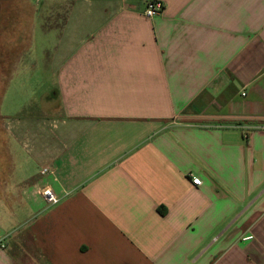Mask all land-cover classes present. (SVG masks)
<instances>
[{"label":"crops","instance_id":"1","mask_svg":"<svg viewBox=\"0 0 264 264\" xmlns=\"http://www.w3.org/2000/svg\"><path fill=\"white\" fill-rule=\"evenodd\" d=\"M149 1L0 0V264H264V0Z\"/></svg>","mask_w":264,"mask_h":264},{"label":"built area","instance_id":"2","mask_svg":"<svg viewBox=\"0 0 264 264\" xmlns=\"http://www.w3.org/2000/svg\"><path fill=\"white\" fill-rule=\"evenodd\" d=\"M164 6L163 3L158 0H152L147 2L144 16L146 18H153L155 16L160 15L163 12ZM53 172H50L48 169L44 168L41 170V175L51 174ZM193 186H199L201 184L200 180L198 178L192 179ZM41 196L45 200V202L49 205H56L59 202V198L57 195L53 192V190L49 187H44L41 190ZM252 237H248L246 239H251ZM3 247V245H1Z\"/></svg>","mask_w":264,"mask_h":264},{"label":"rangeland","instance_id":"3","mask_svg":"<svg viewBox=\"0 0 264 264\" xmlns=\"http://www.w3.org/2000/svg\"><path fill=\"white\" fill-rule=\"evenodd\" d=\"M29 1V4L32 6V7H35L34 6V2H35V4H36V0H28Z\"/></svg>","mask_w":264,"mask_h":264},{"label":"trees","instance_id":"4","mask_svg":"<svg viewBox=\"0 0 264 264\" xmlns=\"http://www.w3.org/2000/svg\"><path fill=\"white\" fill-rule=\"evenodd\" d=\"M161 213L163 214V213H164V211H161Z\"/></svg>","mask_w":264,"mask_h":264}]
</instances>
